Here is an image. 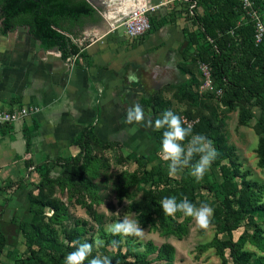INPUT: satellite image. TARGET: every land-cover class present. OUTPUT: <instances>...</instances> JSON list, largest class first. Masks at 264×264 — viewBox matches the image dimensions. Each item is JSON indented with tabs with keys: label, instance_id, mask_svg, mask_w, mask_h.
<instances>
[{
	"label": "rangeland",
	"instance_id": "1",
	"mask_svg": "<svg viewBox=\"0 0 264 264\" xmlns=\"http://www.w3.org/2000/svg\"><path fill=\"white\" fill-rule=\"evenodd\" d=\"M88 1L101 21L85 27L87 36L80 46H89L95 59L103 116L94 119L82 140L89 160V169L82 173L84 184H40L33 162H25L19 177L4 180L0 185V231L6 244L0 264H64L62 260H51V253L61 246L72 252L73 241L94 244L97 238L104 245H94L88 263L96 256H107L111 264L134 260L137 264H234L228 249L219 252L214 245L215 241H230L239 255L246 257L245 264H258L259 258L264 259V165L259 163L257 153L264 137L259 126L260 110L248 106L251 118L243 123L241 106L224 105L212 79L210 83L205 79L196 48L189 44L185 32L193 29L187 13L189 0H140L149 28L135 38L126 35L120 20L113 25L105 20V3ZM194 10L196 15L204 13L201 5ZM242 15L249 19L248 13L242 11ZM130 75L135 80H130ZM133 104L142 106L153 121L171 110L185 127L192 128L193 134H203L213 141L218 156L205 173L207 180L220 184L219 167L227 166L235 197L242 196L248 203L238 228L231 234L221 230L214 215L208 229H201L194 218L180 212L174 217L164 215L161 200L175 196L179 202L187 197L174 189L194 177L190 168L169 175L171 186L158 182L156 176L150 177L154 165L168 169L159 155L164 130L127 124L126 112ZM96 139L111 145H98ZM78 154L79 148L74 146L69 155L58 157L57 163ZM198 159L194 157L192 163ZM160 190L166 192L161 194ZM152 194L158 208L148 203ZM31 201L42 206L41 211L30 213ZM217 201L216 193L202 188L192 192L191 203L197 207L206 204L215 211ZM125 213L141 224L143 238H121L107 231ZM21 221L44 238L41 249H28L18 229ZM114 240L119 242L118 247L112 246Z\"/></svg>",
	"mask_w": 264,
	"mask_h": 264
},
{
	"label": "trees",
	"instance_id": "2",
	"mask_svg": "<svg viewBox=\"0 0 264 264\" xmlns=\"http://www.w3.org/2000/svg\"><path fill=\"white\" fill-rule=\"evenodd\" d=\"M204 7L202 15H196L192 10L189 20L193 29L186 32L189 44L196 48V56L200 63L209 68L210 78L215 91L221 92L220 101L227 106H241L240 120L245 123L251 118L248 106L260 110L259 126L264 133V44L255 45L254 29L251 22L238 24L242 13L239 0H190ZM257 6H264L263 0H252ZM101 21L97 9L87 0H0V36H6L19 27H25L43 50L56 48L62 60L78 56L80 47L76 40L85 27ZM12 125L0 127V134L11 130ZM89 129L83 130L74 139L72 145L79 148V154L63 163L58 160L45 161L33 166L39 175V183H56L83 185L82 173L89 169L88 151L82 143ZM96 143L108 147V141L96 139ZM259 163L264 165V137L258 147ZM221 183H210L204 175L203 180L196 182L195 178L184 180L174 192H182L192 202V192L202 188L217 194V204L214 218L221 224V230L226 234L238 228L243 213L248 206L242 196L235 197L231 180L230 168L219 167ZM150 177L156 176L158 182L165 181L171 186L168 169L162 165L150 168ZM158 189V186H157ZM157 192V191H156ZM160 190V193H165ZM246 199H248L246 197ZM148 203L158 208V203L152 194ZM42 206L34 201L29 202L28 211L37 213ZM18 229L28 245V249L36 246L41 249L44 238L35 233L29 223L19 222ZM6 244L5 236L0 231V256ZM219 252L228 249L234 264L244 263L245 256L239 255L233 243L215 241ZM68 252L61 246L59 251H53L51 260L64 261ZM258 264H264L259 258ZM84 264H89L86 260ZM112 264H137L134 261H123Z\"/></svg>",
	"mask_w": 264,
	"mask_h": 264
},
{
	"label": "crops",
	"instance_id": "3",
	"mask_svg": "<svg viewBox=\"0 0 264 264\" xmlns=\"http://www.w3.org/2000/svg\"><path fill=\"white\" fill-rule=\"evenodd\" d=\"M106 13L107 7L108 20ZM85 36L87 31L76 40L79 55L68 60L56 48L41 49L25 27L0 36V106L38 109L0 134V185L19 177L25 162L37 165L69 155L77 135L102 119L95 59L89 46H80Z\"/></svg>",
	"mask_w": 264,
	"mask_h": 264
},
{
	"label": "clouds",
	"instance_id": "4",
	"mask_svg": "<svg viewBox=\"0 0 264 264\" xmlns=\"http://www.w3.org/2000/svg\"><path fill=\"white\" fill-rule=\"evenodd\" d=\"M129 79L135 80V76L130 75ZM125 122L130 125L154 128L157 131L164 130L159 155L167 163L168 173L171 176L177 175L184 168H190V175L195 178L196 182H200L218 156L212 140L203 134H193L192 128L185 127L181 118L171 110L164 111L161 117L153 121L150 114L146 116L142 106L133 104L126 112ZM132 131H135V128ZM185 140H188L186 146L184 145ZM197 156L199 159L192 163L194 157ZM160 207L164 215L168 217H174L180 212L185 217L194 218L201 229L210 227L211 218L214 215V210L210 206L204 204L197 207L187 197L179 202L175 196L164 197L160 202ZM116 214L120 215L119 211ZM107 231L121 238H143L145 235L141 224L128 213H125L118 222L109 225ZM118 243L114 240L112 246L118 247ZM94 245L102 247L104 241L99 238L94 241V244L79 240L73 241L75 250L67 254L64 264H84L85 260L92 255ZM89 264H111V260L107 256H96L89 261Z\"/></svg>",
	"mask_w": 264,
	"mask_h": 264
},
{
	"label": "built area",
	"instance_id": "5",
	"mask_svg": "<svg viewBox=\"0 0 264 264\" xmlns=\"http://www.w3.org/2000/svg\"><path fill=\"white\" fill-rule=\"evenodd\" d=\"M121 1V0H120ZM188 11L192 15V10L195 8V2L189 0ZM241 9L248 13L249 19L243 15L239 16L238 24L244 25L251 22L254 29L253 41L255 45L264 44V6L255 8L252 0H239ZM129 12L120 19L124 26L125 33L128 37L135 38L142 35L149 28L148 17L145 10L141 7V3L136 0L128 3ZM200 70L202 71L205 79L210 83L209 68L200 63ZM36 107L29 106H15V107H1L0 106V127L5 125H14L24 121L26 118L37 113Z\"/></svg>",
	"mask_w": 264,
	"mask_h": 264
},
{
	"label": "bare ground",
	"instance_id": "6",
	"mask_svg": "<svg viewBox=\"0 0 264 264\" xmlns=\"http://www.w3.org/2000/svg\"><path fill=\"white\" fill-rule=\"evenodd\" d=\"M102 3H105L109 0H99ZM123 1L125 0H121L120 2L117 3H109L106 6L107 7V13L105 14V17L112 23V25L114 23H116L117 21H119L122 17L125 16L127 8H128V4L124 3ZM128 1V0H126ZM138 3H140V0H136ZM118 15H122L121 18H118Z\"/></svg>",
	"mask_w": 264,
	"mask_h": 264
},
{
	"label": "water",
	"instance_id": "7",
	"mask_svg": "<svg viewBox=\"0 0 264 264\" xmlns=\"http://www.w3.org/2000/svg\"><path fill=\"white\" fill-rule=\"evenodd\" d=\"M88 1V0H87ZM119 0H109V1H107V2H105V4L104 5H108V2L109 3H117ZM130 1H134V0H130ZM89 2V1H88ZM90 3V2H89ZM127 13L129 12V7L127 8V11H126Z\"/></svg>",
	"mask_w": 264,
	"mask_h": 264
}]
</instances>
